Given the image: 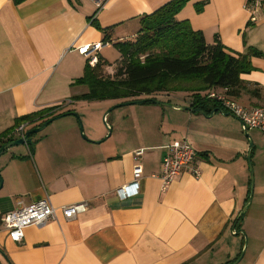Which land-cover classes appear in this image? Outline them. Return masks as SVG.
<instances>
[{"label": "crops", "instance_id": "0c3cea01", "mask_svg": "<svg viewBox=\"0 0 264 264\" xmlns=\"http://www.w3.org/2000/svg\"><path fill=\"white\" fill-rule=\"evenodd\" d=\"M171 1L110 0L93 18L97 7L90 0H0V147L21 136V125L25 133L62 116L33 135V146L13 147L0 157V251L12 264H228L245 243L238 229L249 238L239 264H264L261 131H249L256 188L235 228L251 189L250 140L236 117L225 115L227 110L211 117L183 111L192 102L184 93L158 97L174 108L141 104L143 121L123 106L107 112L127 100L77 98L89 90L78 82L90 64L79 48L111 42L99 57L114 63L109 49L134 40L142 18ZM246 2L190 0L177 18L203 32L208 43L220 39L235 53H263L251 58L253 70L242 76L250 90L261 89V97L236 99L254 108L264 106V0L257 22ZM69 112L85 122L86 137ZM23 117L29 118L18 127ZM102 120L111 127L108 140ZM181 139L197 151L200 175L184 169L164 191L160 173L167 146ZM139 149L141 187L122 200L117 190L132 181ZM45 197L55 207L87 202L89 209L71 220L60 216L30 226L21 242L11 240L3 216ZM0 264H9L1 252Z\"/></svg>", "mask_w": 264, "mask_h": 264}, {"label": "trees", "instance_id": "16d2710c", "mask_svg": "<svg viewBox=\"0 0 264 264\" xmlns=\"http://www.w3.org/2000/svg\"><path fill=\"white\" fill-rule=\"evenodd\" d=\"M188 1L173 0L145 15L137 37L116 44L122 56L114 63L99 57L96 66L88 64L78 82L89 90L77 98L91 102L145 100L143 104H152L151 100H158L161 95L184 93L191 95V108L208 115L214 110L226 111L221 100L210 97L213 91L235 100L244 94L260 98L261 89L250 90L242 76L253 70L251 58L263 53H235L220 39L208 43L203 32L195 31L189 21L177 18ZM256 1L247 0V8L251 10ZM28 118L20 119L18 127ZM239 257L240 254L228 264Z\"/></svg>", "mask_w": 264, "mask_h": 264}, {"label": "built area", "instance_id": "2783aa9c", "mask_svg": "<svg viewBox=\"0 0 264 264\" xmlns=\"http://www.w3.org/2000/svg\"><path fill=\"white\" fill-rule=\"evenodd\" d=\"M97 7L96 17L110 0H90ZM262 0H257L252 7L253 22H257L256 12L260 9ZM111 42H102L96 44H88L79 48V52L89 57L91 66H96L99 60V54L105 46H109ZM211 98L221 100L225 109L239 118L244 123V129H257L261 131L264 137V106L248 108L235 99L225 96L221 92H211ZM25 124L21 125L17 131L23 132ZM144 149L136 151V164L133 169V179L129 183L123 185L117 190V195L120 199L125 200L136 195L141 187V180L144 173V166L141 162ZM197 151L189 143L187 139L176 140L167 146V153L163 159V166L160 173L162 180V187L165 191L169 185L180 175L184 169H190L193 175H200V168L196 164ZM89 204L87 202L74 203L64 205L62 207H55L49 197L18 209L7 212L2 219V222L8 232V236L15 242H21L25 237V230L30 226L43 227L51 220H58L63 216L66 220L75 218L78 214L88 211Z\"/></svg>", "mask_w": 264, "mask_h": 264}, {"label": "water", "instance_id": "95a60500", "mask_svg": "<svg viewBox=\"0 0 264 264\" xmlns=\"http://www.w3.org/2000/svg\"><path fill=\"white\" fill-rule=\"evenodd\" d=\"M153 103H156L158 105H163V106H169V107H173L174 108V105H171L167 102H162L160 100H155V99H152L151 100ZM144 102H146L145 100H138V101H130L128 102L127 104L129 105H136V104H143ZM126 104V105H127ZM121 106V105H119ZM118 106V107H119ZM181 110L183 111H191L193 113H195V111H198L199 113H201L203 116L205 117H211L213 116L217 110H214L210 115H208L205 111L203 110H196V109H193L191 108L190 106H184V107H181L180 108ZM221 112V111H220ZM72 115H74L75 117H77V119L79 120V122H81V118L80 116L77 114V113H70ZM225 115H232L234 116L233 114L231 113H224ZM62 116H56L52 119H50L48 122H46L44 125L42 126H39V127H36V128H33V129H30L28 130L27 132L24 133V131L21 133V136L17 139H12L8 142H6L5 144H3L1 147H0V157L1 155L6 152L7 150L13 148V147H19V146H25V145H28V146H33L34 144V141H33V135L39 133V132H42L43 130H45L47 128V126L58 120L59 118H61ZM235 117V116H234ZM237 118V117H236ZM239 121H240V124H241V127H242V130L245 134V136L250 140V150H249V154H248V159H249V166H250V171H251V189H250V197H249V200L244 208V210L239 214V216L237 217V220H236V223H235V228L237 227V224L239 223V221L241 219H243L246 215V209L248 207H250V205L252 204L253 202V197H254V194H255V188H256V178H255V170H254V165H253V161H252V150L254 148V141H253V138L251 137V135L249 134V130L247 129H244V123L243 121H241L239 118H237ZM105 125L107 126V128L109 129V133L107 135V137L105 138V140H107L110 136H111V127L105 122ZM81 127H82V135L83 137H86L85 134H84V131H83V126L81 124ZM16 132H19V131H16ZM100 143V141H98ZM0 189L2 188L3 186V178H2V175H1V172H0ZM237 234L240 235H244L245 237V243H244V246H243V249L241 251V254H240V257L233 263V264H239L243 258L245 257L246 255V252L248 250V245H249V238H248V234L246 233L245 230L243 229H238L237 231ZM2 253V255L6 258V260L8 262H10V259L9 257L2 251H0Z\"/></svg>", "mask_w": 264, "mask_h": 264}, {"label": "rangeland", "instance_id": "374dc122", "mask_svg": "<svg viewBox=\"0 0 264 264\" xmlns=\"http://www.w3.org/2000/svg\"><path fill=\"white\" fill-rule=\"evenodd\" d=\"M119 48L116 46H114V47H112V48H110L109 49V51H108V54H109V56H111L110 58H112V59H110V60H112V61H110V62H115L117 59H119V58H121V56H122V53H119ZM115 53H116V56H115ZM88 90V89H87ZM129 101H123V102H120V103H117V104H115V105H112L111 107H109V109L107 110V112L108 111H110V110H113L114 108H117L119 105H121V106H119V107H124V108H126V109H128L129 111H132V114H134V113H136V115H137V117L139 118V119H141L142 121H143V106L142 105H140V104H136V105H129V104H127ZM127 104V105H126ZM240 104H242V103H240ZM244 106V105H243ZM129 108H131V109H129ZM80 116V115H79ZM132 117H135V116H132ZM152 116L151 115H149V118H151ZM87 121H90L89 119L87 120ZM96 121V120H95ZM103 121L104 120H102V123H103ZM97 122V121H96ZM78 123H79V125H80V128L82 129V127H81V124H82V126H83V131H85V122L82 120V118H81V122H79V120H78ZM103 125H104V127L106 128V126H105V124L103 123ZM98 126V128H100V125L98 124L97 125ZM198 128L200 129V130H204L205 128H206V126H204L203 125V123H199L198 124ZM101 129V128H100ZM85 133V132H84ZM108 133H109V131H108ZM252 134L254 135V132H252ZM252 134H250L251 135V137H253L252 136ZM108 135V134H107ZM107 135H105V137L104 138H106L107 137ZM108 140V139H107ZM250 209V207L247 209V211Z\"/></svg>", "mask_w": 264, "mask_h": 264}]
</instances>
